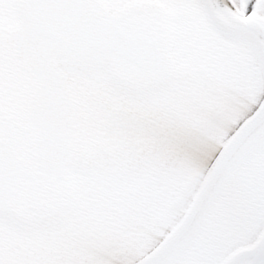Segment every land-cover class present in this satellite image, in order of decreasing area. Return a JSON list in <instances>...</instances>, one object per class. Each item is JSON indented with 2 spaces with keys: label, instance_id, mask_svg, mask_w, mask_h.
<instances>
[{
  "label": "snow or ice",
  "instance_id": "obj_1",
  "mask_svg": "<svg viewBox=\"0 0 264 264\" xmlns=\"http://www.w3.org/2000/svg\"><path fill=\"white\" fill-rule=\"evenodd\" d=\"M0 264H264V0H0Z\"/></svg>",
  "mask_w": 264,
  "mask_h": 264
}]
</instances>
